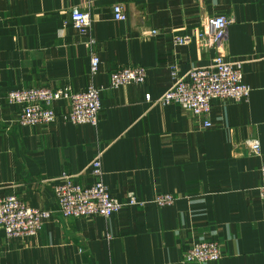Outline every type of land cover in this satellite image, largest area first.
Instances as JSON below:
<instances>
[{
	"label": "crops",
	"instance_id": "1",
	"mask_svg": "<svg viewBox=\"0 0 264 264\" xmlns=\"http://www.w3.org/2000/svg\"><path fill=\"white\" fill-rule=\"evenodd\" d=\"M121 4L127 19H114ZM73 8L88 9L90 30L74 27ZM231 15L227 60H243L251 86L241 101L212 102L211 126L176 103L155 99L186 74L211 62L201 48L202 20ZM152 30L157 33L153 34ZM188 36V44L176 38ZM93 40V43H91ZM100 59L91 73V52ZM127 65L147 69L143 84L109 87ZM90 84L102 88L97 126L61 117L22 126L10 90ZM59 112L67 101L56 102ZM258 138L262 152L246 145ZM103 151L104 182L121 202L146 201L110 218H62L58 212L34 237L9 238L0 228V264H184L197 241L223 250L211 264H264V0H0V198L56 210L54 186L63 173L93 181L88 166ZM171 193L160 206L153 199Z\"/></svg>",
	"mask_w": 264,
	"mask_h": 264
},
{
	"label": "built area",
	"instance_id": "2",
	"mask_svg": "<svg viewBox=\"0 0 264 264\" xmlns=\"http://www.w3.org/2000/svg\"><path fill=\"white\" fill-rule=\"evenodd\" d=\"M72 23L79 30H90L92 17L88 9L73 8ZM115 20L124 21L127 16L121 4L113 7ZM234 22L231 15H212L202 20L199 39L204 51H212L211 62L197 66L186 74H174L173 84L159 97L151 93L146 99L156 104L176 103L195 116L204 119L205 126H211L212 102L217 99L241 101L249 97L251 86L244 81L243 60H227L224 53L228 42L229 26ZM153 34L157 32L152 30ZM188 36L176 38L177 44H188ZM93 43V40H91ZM91 73L99 71L101 59L92 51L90 54ZM148 77L147 69L140 65L122 66L110 74L109 87L119 88L129 84H143ZM102 88L90 84L85 90L76 91L71 86L59 88L35 87L10 90L7 101L21 107L19 123L22 126L46 125L62 118L75 124L97 126L102 110ZM67 101L69 108L59 112L56 102ZM246 145L252 155L262 152L258 138H250ZM103 151H98L88 166L93 178L90 184H79L72 174L63 173L54 186L57 200L56 210L30 206L16 195L0 198V228L9 238L34 237L42 230L44 223L55 212L62 218H87L100 216L110 218L128 205L143 206L145 200L134 194L126 202L119 201L104 182L102 164ZM262 182L258 187L264 200V162L261 166ZM176 196L171 193L158 194L153 201L160 205H171ZM223 250L216 241L194 242L184 253V264H211L220 260Z\"/></svg>",
	"mask_w": 264,
	"mask_h": 264
}]
</instances>
